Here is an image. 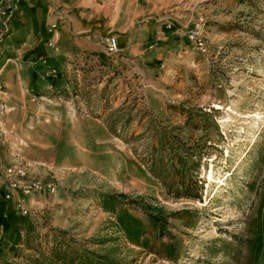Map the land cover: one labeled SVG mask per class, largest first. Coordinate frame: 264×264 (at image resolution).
I'll use <instances>...</instances> for the list:
<instances>
[{
	"label": "rangeland",
	"instance_id": "obj_1",
	"mask_svg": "<svg viewBox=\"0 0 264 264\" xmlns=\"http://www.w3.org/2000/svg\"><path fill=\"white\" fill-rule=\"evenodd\" d=\"M51 2L75 32L0 82V264H264V0Z\"/></svg>",
	"mask_w": 264,
	"mask_h": 264
},
{
	"label": "crops",
	"instance_id": "obj_2",
	"mask_svg": "<svg viewBox=\"0 0 264 264\" xmlns=\"http://www.w3.org/2000/svg\"><path fill=\"white\" fill-rule=\"evenodd\" d=\"M16 5L6 12L5 7L0 5V82L12 86L15 91L23 81V55L27 62L30 58L32 62H37L40 58L55 53L57 48H54V45L59 39L58 44L63 46L67 37L75 32L74 28L66 23L63 9H60L57 2L19 0ZM90 25L92 24L81 21L78 28L83 29ZM56 31L59 32V38ZM40 36L47 51L39 55L35 45L36 37Z\"/></svg>",
	"mask_w": 264,
	"mask_h": 264
},
{
	"label": "built area",
	"instance_id": "obj_3",
	"mask_svg": "<svg viewBox=\"0 0 264 264\" xmlns=\"http://www.w3.org/2000/svg\"><path fill=\"white\" fill-rule=\"evenodd\" d=\"M18 1L19 0H0V5H1V7L2 6L5 7L4 12L11 11L14 7L17 6L16 4ZM200 44L203 45L202 40L200 41ZM107 47H108V51L110 53L116 52L118 50V47H119L118 38L115 36H111L109 38ZM3 88L4 87L0 84V96L2 95ZM7 172H8V176L11 180V185L16 186V187H20L26 192H32L34 190L41 189L44 186L43 181H41L37 178L31 179V178L27 177V174H26L24 169H21V168L15 169L12 166H9L7 168ZM49 187H51V189L54 190V186L52 184H49Z\"/></svg>",
	"mask_w": 264,
	"mask_h": 264
},
{
	"label": "bare ground",
	"instance_id": "obj_4",
	"mask_svg": "<svg viewBox=\"0 0 264 264\" xmlns=\"http://www.w3.org/2000/svg\"><path fill=\"white\" fill-rule=\"evenodd\" d=\"M222 180H220V182H221Z\"/></svg>",
	"mask_w": 264,
	"mask_h": 264
}]
</instances>
